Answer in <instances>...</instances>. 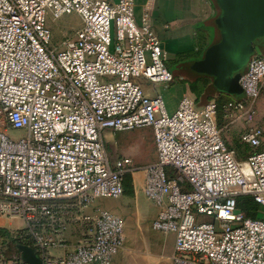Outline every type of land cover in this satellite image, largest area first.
Listing matches in <instances>:
<instances>
[{
    "label": "built area",
    "instance_id": "1",
    "mask_svg": "<svg viewBox=\"0 0 264 264\" xmlns=\"http://www.w3.org/2000/svg\"><path fill=\"white\" fill-rule=\"evenodd\" d=\"M72 14L79 27L52 44L48 19ZM139 79L170 85L174 75L147 9L136 23L134 0H0V264H31L27 253L41 264H112L124 221L87 210L124 194L133 162H110L104 134L143 128L155 161L142 191L157 208L151 228L174 236L173 264H264V218L237 205L243 196L264 208V151L247 157L248 182L213 99L198 106L183 96L170 114ZM238 83L243 98L225 103L226 118L259 98L264 57ZM254 115L252 107L243 117ZM263 137L247 126L239 140L256 151Z\"/></svg>",
    "mask_w": 264,
    "mask_h": 264
},
{
    "label": "crops",
    "instance_id": "2",
    "mask_svg": "<svg viewBox=\"0 0 264 264\" xmlns=\"http://www.w3.org/2000/svg\"><path fill=\"white\" fill-rule=\"evenodd\" d=\"M145 9L151 15L153 30L161 42L165 64L174 75V81L170 85H154L146 79H139L138 82L145 95L148 97L160 95L170 114L176 110L183 96L194 98L198 106L213 99L217 104V125L228 147L233 143V139L235 142H240V135L247 126L260 127L264 131V83L259 98L256 101H245V109L241 115H238L239 117L233 115L231 118H226L224 105L231 97L226 93L214 91L213 79L194 69L195 64L204 60L206 52L221 41V33L215 25L216 19L220 16L216 1L134 0L136 23L140 22L141 14ZM256 56L264 57V49ZM252 58L254 57L250 59ZM252 107L255 115L251 122L247 123L243 116ZM107 132L104 136L105 140L110 131ZM227 139H230L229 144ZM260 149H264V137ZM238 151L245 154L241 147ZM141 179L140 175L133 176L132 182L120 198L111 199L112 202L100 208L92 205L87 213L105 209L120 216L124 221V246L112 264H173L174 236L163 235L151 228V223L157 215V208L145 198Z\"/></svg>",
    "mask_w": 264,
    "mask_h": 264
},
{
    "label": "water",
    "instance_id": "3",
    "mask_svg": "<svg viewBox=\"0 0 264 264\" xmlns=\"http://www.w3.org/2000/svg\"><path fill=\"white\" fill-rule=\"evenodd\" d=\"M215 1L220 9L215 25L221 41L206 52L204 60L195 64L194 69L213 79L214 91L240 99L243 91L238 80L246 72L250 58L264 49V0ZM239 167L244 178L253 182L248 162H239ZM24 258L31 264H41L31 253Z\"/></svg>",
    "mask_w": 264,
    "mask_h": 264
},
{
    "label": "rangeland",
    "instance_id": "4",
    "mask_svg": "<svg viewBox=\"0 0 264 264\" xmlns=\"http://www.w3.org/2000/svg\"><path fill=\"white\" fill-rule=\"evenodd\" d=\"M80 20L78 16L72 14L63 16L57 20L48 19V26L52 31V44L59 43L63 38L71 36L74 31L79 27ZM108 133V132H107ZM105 133L104 136L107 134ZM148 128L135 129L127 132H110L108 136L104 137V146L107 157L110 162H112L117 157H129L132 159V168L127 173L130 175L131 182L132 177L135 175H140L141 180H143L144 174L143 169L148 165L154 163L155 161V149L152 140V133ZM21 133L10 131L9 136L12 138H17ZM109 140L111 142H109ZM230 143V139H227L229 147L236 152V158L238 162H244L245 156H249L253 152H260L264 149H257L256 151L248 150L240 142H235L234 139ZM244 150L245 154L238 151V148ZM244 156L245 158H243ZM132 175V176H131ZM126 197V196H125ZM111 199H99L96 200L92 205L94 207L100 208L105 206L106 203L112 202ZM105 210V209H100ZM260 215L264 218V208H261ZM258 216V214H257ZM206 221V218H202Z\"/></svg>",
    "mask_w": 264,
    "mask_h": 264
},
{
    "label": "trees",
    "instance_id": "5",
    "mask_svg": "<svg viewBox=\"0 0 264 264\" xmlns=\"http://www.w3.org/2000/svg\"><path fill=\"white\" fill-rule=\"evenodd\" d=\"M262 151V150H261ZM245 158V161L247 160L248 156H242ZM131 183V177L130 175H126L124 178V191L125 189L130 185ZM237 205L238 207L246 213L248 217L255 218L260 212L261 208L255 204L250 197H238L237 198Z\"/></svg>",
    "mask_w": 264,
    "mask_h": 264
}]
</instances>
